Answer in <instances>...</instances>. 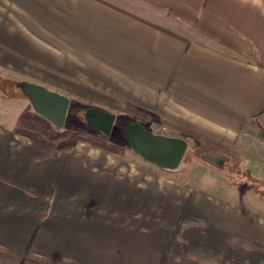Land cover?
I'll use <instances>...</instances> for the list:
<instances>
[{
    "label": "crops",
    "instance_id": "0c3cea01",
    "mask_svg": "<svg viewBox=\"0 0 264 264\" xmlns=\"http://www.w3.org/2000/svg\"><path fill=\"white\" fill-rule=\"evenodd\" d=\"M0 75L217 148L255 126L264 178V0H0ZM0 100V264H264L263 197Z\"/></svg>",
    "mask_w": 264,
    "mask_h": 264
},
{
    "label": "rangeland",
    "instance_id": "374dc122",
    "mask_svg": "<svg viewBox=\"0 0 264 264\" xmlns=\"http://www.w3.org/2000/svg\"><path fill=\"white\" fill-rule=\"evenodd\" d=\"M13 83L14 80L0 75V92L8 93V90L10 89L11 95L14 94ZM1 106L0 103V107ZM86 107V104L78 105L76 102H73L69 107L66 122L60 129L68 132L71 140L88 139L94 143L102 144V136H100L101 140L95 138V135H98L96 133L99 132L86 126L83 116V111ZM125 120V118H117L111 134L109 136H106L103 133L101 134L106 136L108 140L112 141L117 139L116 141H121V143L129 146L128 141L122 136L120 128V125L126 122ZM145 126L147 127L151 125L148 124ZM151 127V130L153 131L156 130V132H163V128L160 124H155ZM242 135L245 137L246 141H241L237 146L230 148H217V146H211V144L207 145L206 142L199 140L198 138H186L188 142L193 143L194 146L188 148L181 163L173 170L162 168L155 162H148L143 159L140 154L139 162L152 165V168L155 169L156 173L158 172L166 176L171 175L172 178L175 179L189 178V181L205 190H214L218 191L220 194H224L225 191L222 186L223 184L226 185V183L230 182L236 186H240L244 191L247 192V190H249L264 199V178H260L261 176L259 175L258 152L255 150L251 151L252 153L250 154L247 152L249 146H255L261 141L260 131L257 127L252 126L251 128L246 129ZM213 148L216 150L215 152H221L226 155V161L222 167L213 166L204 161L201 157L202 152L212 150ZM253 204L258 206L257 202H254ZM259 205L260 206L258 207L264 210V208H262L264 207V202H259Z\"/></svg>",
    "mask_w": 264,
    "mask_h": 264
},
{
    "label": "water",
    "instance_id": "95a60500",
    "mask_svg": "<svg viewBox=\"0 0 264 264\" xmlns=\"http://www.w3.org/2000/svg\"><path fill=\"white\" fill-rule=\"evenodd\" d=\"M13 87L18 95L30 101L36 112L55 126H64L70 106V98L67 95L28 80H16ZM83 116L88 128L106 136L111 134L117 120L115 113L95 106L86 107ZM120 128L122 136L135 152L167 169L177 168L188 148L194 146L186 138L153 131L135 119L125 122ZM201 157L216 167H222L226 161L225 154L212 151L202 152Z\"/></svg>",
    "mask_w": 264,
    "mask_h": 264
},
{
    "label": "trees",
    "instance_id": "16d2710c",
    "mask_svg": "<svg viewBox=\"0 0 264 264\" xmlns=\"http://www.w3.org/2000/svg\"><path fill=\"white\" fill-rule=\"evenodd\" d=\"M261 193V192H260Z\"/></svg>",
    "mask_w": 264,
    "mask_h": 264
}]
</instances>
